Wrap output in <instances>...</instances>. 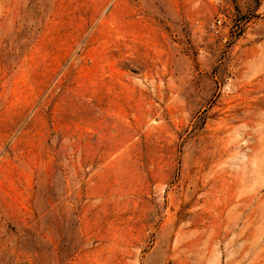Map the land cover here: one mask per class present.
<instances>
[{
  "label": "rangeland",
  "instance_id": "rangeland-1",
  "mask_svg": "<svg viewBox=\"0 0 264 264\" xmlns=\"http://www.w3.org/2000/svg\"><path fill=\"white\" fill-rule=\"evenodd\" d=\"M0 264H264V0H0Z\"/></svg>",
  "mask_w": 264,
  "mask_h": 264
}]
</instances>
